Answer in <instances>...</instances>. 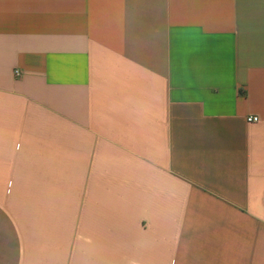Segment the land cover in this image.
<instances>
[{"label": "crops", "instance_id": "1", "mask_svg": "<svg viewBox=\"0 0 264 264\" xmlns=\"http://www.w3.org/2000/svg\"><path fill=\"white\" fill-rule=\"evenodd\" d=\"M0 264H264V0H0Z\"/></svg>", "mask_w": 264, "mask_h": 264}, {"label": "built area", "instance_id": "2", "mask_svg": "<svg viewBox=\"0 0 264 264\" xmlns=\"http://www.w3.org/2000/svg\"><path fill=\"white\" fill-rule=\"evenodd\" d=\"M20 71H16L15 72V75L16 76H20ZM261 121V118L259 117V116H256V115H254V116H249L248 118H247V122L248 123H259Z\"/></svg>", "mask_w": 264, "mask_h": 264}]
</instances>
